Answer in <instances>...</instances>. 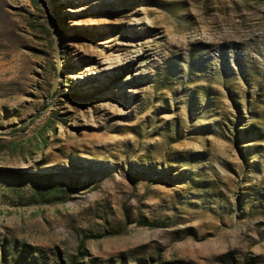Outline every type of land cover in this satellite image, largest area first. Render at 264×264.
Returning a JSON list of instances; mask_svg holds the SVG:
<instances>
[{
  "label": "rangeland",
  "instance_id": "obj_1",
  "mask_svg": "<svg viewBox=\"0 0 264 264\" xmlns=\"http://www.w3.org/2000/svg\"><path fill=\"white\" fill-rule=\"evenodd\" d=\"M0 264H264V0H0Z\"/></svg>",
  "mask_w": 264,
  "mask_h": 264
},
{
  "label": "water",
  "instance_id": "obj_2",
  "mask_svg": "<svg viewBox=\"0 0 264 264\" xmlns=\"http://www.w3.org/2000/svg\"><path fill=\"white\" fill-rule=\"evenodd\" d=\"M50 23H51V27L54 31L55 27H54V24H53V21L52 19H50ZM55 33V31H54ZM55 55H56V67H57V71L58 73H60L61 71V65H62V59H61V54H60V47L57 43V41L55 40ZM57 85H58V79L55 78L54 79V82H53V86H52V89H51V92L53 93L55 91V89L57 88Z\"/></svg>",
  "mask_w": 264,
  "mask_h": 264
},
{
  "label": "trees",
  "instance_id": "obj_3",
  "mask_svg": "<svg viewBox=\"0 0 264 264\" xmlns=\"http://www.w3.org/2000/svg\"><path fill=\"white\" fill-rule=\"evenodd\" d=\"M139 223L141 225H152V226H155V223H150L147 219H141V220H139ZM23 250L25 251L26 254L30 253L29 249L26 246H24Z\"/></svg>",
  "mask_w": 264,
  "mask_h": 264
}]
</instances>
